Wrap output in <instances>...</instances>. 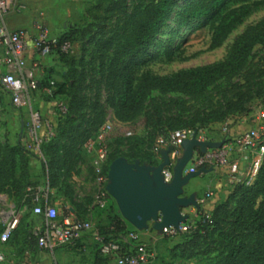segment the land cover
<instances>
[{"label": "rangeland", "instance_id": "374dc122", "mask_svg": "<svg viewBox=\"0 0 264 264\" xmlns=\"http://www.w3.org/2000/svg\"><path fill=\"white\" fill-rule=\"evenodd\" d=\"M154 1L49 0L34 21L35 24L41 19L59 39L70 35L68 51L47 57L40 77L44 87L52 80L65 81L68 92L67 96H55L41 88L33 93L29 104L17 107L0 83V171H5L0 180V237L9 219L17 221L9 239H0V252L8 259L5 264H19L20 257L29 256L26 244L37 239L39 230L34 231L31 226L34 210H25L30 196L35 199L40 195L42 199L43 195L42 201L45 199L64 215L69 206H78L88 214L84 217L99 228L107 225L104 208L96 205L105 182L94 163L100 145L98 133L106 124L112 127L102 143L107 171L116 156L140 164H159L162 151L168 149L169 136L181 127L198 130L204 140L231 142L236 148L246 131L257 130V144H264V42L253 48L242 70L215 81L201 94L153 91L135 113L117 110L114 93L107 84L115 44L131 27V17ZM204 5L217 6L207 15L182 24L181 18L187 12ZM221 23L229 27V32L218 46L212 47L214 29ZM262 30L264 0H176L147 50L133 63V88L146 75L170 76L223 61L240 35ZM59 101L73 103V117H61ZM32 110L54 128V133L39 146L34 145L29 131ZM225 127L232 132H226ZM18 143L41 162V180L33 179L30 164L20 157L15 161L13 174L9 172L10 163L2 162L11 153L7 146ZM242 150L247 161L241 163L237 172L222 169L229 184L216 206L229 200L216 217V206L213 208L212 216L217 221L214 229L205 236L193 232L174 237L148 236L156 253L155 264H215L219 254L227 250L237 219L233 212L238 205L237 199L230 196L240 185L253 182H248L247 172L256 147L247 145ZM198 177L184 186V194H201L209 188ZM34 189L36 193H32ZM152 223L149 222L150 227Z\"/></svg>", "mask_w": 264, "mask_h": 264}, {"label": "built area", "instance_id": "2783aa9c", "mask_svg": "<svg viewBox=\"0 0 264 264\" xmlns=\"http://www.w3.org/2000/svg\"><path fill=\"white\" fill-rule=\"evenodd\" d=\"M11 0H0V16L10 11ZM70 45L67 40L61 41L54 37L46 23L38 19L34 24L33 31L27 28H19L9 31L5 27H0V83L9 93L13 105L20 107L29 104L33 93L41 88L50 95L54 94L55 81L48 83L44 87L42 79L38 72L42 69V60L44 58L57 55L58 53L68 51ZM54 85V86H53ZM56 96V95H55ZM58 111L64 114L67 106L64 101L58 102ZM111 125L106 124L98 133L97 155L94 160L101 179L105 185L100 190L96 198V205L105 207L108 203L110 194L106 189L108 183V171L106 168V148L102 143L110 134ZM226 132H230L225 127ZM29 131L33 134L36 146L41 145L45 139L54 133L53 125L50 121L42 118L38 111H31V126ZM196 136L200 140L201 133L198 130L190 128L179 129L168 138L169 165L162 170L165 180L170 182L173 177V168L179 157L182 156V142L186 138ZM258 131H246L238 140V146L243 149L250 145L256 147L253 159L250 162L247 172L248 182H252L257 176L264 157V144H257ZM233 146L231 142H225L217 148L207 149L206 152H198L193 156L186 172L196 171L202 167H214L227 169L230 173L238 171V164L231 162ZM162 161V156L159 159ZM208 193L207 196H210ZM36 205L33 210L37 214L43 215L47 220L45 229L38 232V244L41 249H52L57 246L68 245L80 238L84 232H91L102 255L113 256L117 264H155L156 253L152 248L147 237L161 235L163 237H174L181 232H193L197 230L203 222L212 223V212L207 207H191L188 212V218L181 222L178 227L167 226L158 231L149 226L147 229L139 230L137 228L127 232L119 239H106L101 230L93 222L74 217L70 214L63 216L59 209L52 205L42 206L39 197L34 199ZM62 216V220L58 221ZM16 220L11 218L6 222V227L1 233V241L6 242L16 225ZM204 232V230H203ZM8 263V259L3 252H0V264ZM19 264H31L29 261H23Z\"/></svg>", "mask_w": 264, "mask_h": 264}, {"label": "trees", "instance_id": "16d2710c", "mask_svg": "<svg viewBox=\"0 0 264 264\" xmlns=\"http://www.w3.org/2000/svg\"><path fill=\"white\" fill-rule=\"evenodd\" d=\"M174 1L176 0H156L143 9L136 10V14L131 17V27L122 35L121 41L115 44L109 63L107 84L114 93L115 106L119 112L135 113L142 107L153 91H159L160 93L182 92L187 95L201 94L215 81L233 76L242 70L248 63L253 48L264 42V30L254 34L244 33L237 38L233 49L223 61L181 70L170 76L146 75L137 87L133 88V63L147 50L155 35L161 29ZM216 6L204 5L192 9L181 18V22L185 24L205 16ZM228 32L229 27L227 25L221 23L216 26L212 37V47L218 46ZM68 38H70V35H64L60 40L64 41ZM67 88L68 84L65 81L55 82L54 94L62 97L67 96ZM66 106L67 111L60 114L61 117H73L76 110L73 103L71 105L66 104ZM7 147L11 153L2 162L7 161V163H10V173L13 174L15 161L18 157L25 160L27 165L30 164L31 156L24 151L25 149L20 143ZM117 157L119 156L115 158ZM1 167L2 163L0 162ZM4 174V170L0 171V180ZM1 190H3L2 186H0ZM36 192L37 190L34 189L32 193ZM230 198L237 199L238 205L233 212L237 214V219L234 223V231L231 233V243L225 252L219 254L215 264H264L263 161L253 182L250 185H240ZM228 200L216 206L213 213L215 217L220 210L226 208ZM102 208H104L106 214L107 225L97 227L106 239H119L129 231V223L123 219L116 203L113 199H110V196L107 205ZM214 216H212V223L203 222L193 233L201 236L209 234L217 224ZM26 246L25 251L31 249V247L39 246L38 237L35 241L31 240ZM98 251L101 253L99 247ZM20 258V263L28 261L26 257Z\"/></svg>", "mask_w": 264, "mask_h": 264}, {"label": "water", "instance_id": "95a60500", "mask_svg": "<svg viewBox=\"0 0 264 264\" xmlns=\"http://www.w3.org/2000/svg\"><path fill=\"white\" fill-rule=\"evenodd\" d=\"M223 143L200 140L196 136L184 139L183 153L173 168L170 182L162 173L170 163V149L162 151V161L157 165L130 162L126 157L119 156L109 166L106 189L115 200L121 216L133 227L144 230L151 221L158 231L167 226L178 227L189 216L184 209L200 206L195 193L184 194V186L193 178L213 170V167H202L186 172L188 165L196 153H204Z\"/></svg>", "mask_w": 264, "mask_h": 264}, {"label": "crops", "instance_id": "0c3cea01", "mask_svg": "<svg viewBox=\"0 0 264 264\" xmlns=\"http://www.w3.org/2000/svg\"><path fill=\"white\" fill-rule=\"evenodd\" d=\"M11 1L12 6L10 11H8L5 15L0 16V27H5L9 31H14L19 28H27L30 31H33L34 21L36 20L37 16L41 13L42 8L46 6L49 2V0ZM48 60L49 59L44 58L42 60V65L48 62ZM41 67L42 69L38 72L39 78L43 75L44 70L43 66ZM229 131L232 132L231 128H229ZM242 149V147H233L231 157V162L238 164L239 169L241 163L247 161V157L244 152L245 150ZM30 167L31 171H34L33 179L41 180V162L35 159L34 156L30 159ZM223 170L221 168L213 167L212 171L208 173H203L201 176L198 177L202 178L203 181H206L205 185H208L209 188H207L205 192L201 194L197 192L194 193L196 194L199 205L207 207L209 210H211V212L213 211V208L219 202L223 194L226 193V186L229 184L228 178L222 176ZM205 177L207 178V180H204L206 179ZM208 193H211V195L207 196ZM38 197L39 203L42 206L45 207L47 205H51L45 199L42 201L44 197L43 195L41 196L42 199H40V195H38ZM29 201L30 204H27L25 206V210L32 211L36 203L34 201V198H31ZM29 205H31L30 208ZM59 211L61 212V210ZM84 211L85 210H79L78 206L74 205L69 206V212L66 214H70L74 217H78L81 219H86L84 216L88 214H86ZM31 214L35 218L34 223L31 225L34 231L45 229L47 225L46 218L43 215L34 212H32ZM61 220L62 216L59 217L58 221ZM129 225V231L135 229V227H133L130 223ZM125 234H123L122 236H124ZM26 259L31 264H117L113 256H106L99 253L98 245L93 239L92 233L89 231L84 232L80 238L76 239L73 243L68 245L57 246L52 249H41L39 248V246L36 248L31 247V249H29V256H27Z\"/></svg>", "mask_w": 264, "mask_h": 264}]
</instances>
